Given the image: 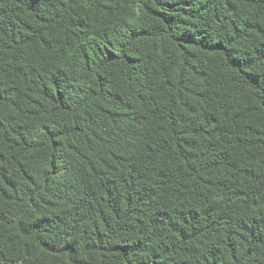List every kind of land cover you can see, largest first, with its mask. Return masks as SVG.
I'll return each instance as SVG.
<instances>
[{"label": "trees", "instance_id": "16d2710c", "mask_svg": "<svg viewBox=\"0 0 264 264\" xmlns=\"http://www.w3.org/2000/svg\"><path fill=\"white\" fill-rule=\"evenodd\" d=\"M0 264H264V0H0Z\"/></svg>", "mask_w": 264, "mask_h": 264}]
</instances>
